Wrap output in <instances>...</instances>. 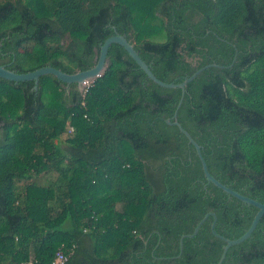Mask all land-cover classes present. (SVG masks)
Here are the masks:
<instances>
[{"label":"trees","instance_id":"1","mask_svg":"<svg viewBox=\"0 0 264 264\" xmlns=\"http://www.w3.org/2000/svg\"><path fill=\"white\" fill-rule=\"evenodd\" d=\"M120 34L154 74L186 88L178 120L210 173L264 203V0H6L0 65L17 73L93 67ZM237 56L232 67H229ZM181 89L147 78L118 44L84 95L48 75L0 78V264H216L258 209L208 183L167 123ZM85 103V105H83ZM223 264H264V216Z\"/></svg>","mask_w":264,"mask_h":264},{"label":"water","instance_id":"2","mask_svg":"<svg viewBox=\"0 0 264 264\" xmlns=\"http://www.w3.org/2000/svg\"><path fill=\"white\" fill-rule=\"evenodd\" d=\"M113 44H118L122 46L129 56L137 63L139 68L147 75V78L153 81L155 84L159 85L160 87L163 88H168V89H181L182 90V97L180 99V102L174 112L173 116V121L168 119L167 123L170 125L177 126L180 130L181 133H183L186 138L188 139V144L193 145L196 149L197 155L201 161L202 164V169L204 172V177L206 178L208 183H212L222 191H224L227 195L230 197H234L243 203L253 206L258 209V212L256 213L250 227L248 230L238 239H228L219 233L216 232V221H217V216L214 212L207 213L202 220L198 223V225L195 227L194 232L191 234L184 235L180 239V254L176 258H180L183 249H184V240L186 238L193 239L195 236L198 235L202 225L209 219L210 216L214 217V222L211 225V230L212 233L215 237L223 240L225 242V245L223 246V251L220 256L219 261L216 264H223L228 251L233 247L240 245L247 239L251 237V235L254 233L256 230L260 220L264 216V203H261L253 198H250L248 196H245L241 194L240 192L235 191L234 189L228 187L227 185L223 184L220 182L217 178H215L209 171L207 162L203 156L202 153V146H200L197 141L192 137V135L182 126V124L178 120V111L183 103L185 94H186V88L187 86L194 81L202 72L209 68H225L224 66L218 65L216 63L207 65L199 70H197L192 76L190 77H185L184 80L181 83H167L162 80H160L152 71L151 67L143 60L141 57L140 53L135 49L134 44H132L126 36L116 34L110 38H108L102 45L100 52L98 54V57L96 58V63L93 67L90 69L84 70V71H77L76 73L73 74H68L64 72L61 69H58L56 67L52 66H46L40 69H37L35 71L29 72V73H17L15 71L7 69L5 66L0 65V78H3L8 81H12L15 83L19 82H31L34 81L35 83V90L38 89L40 78L43 76H48L51 75L55 77L57 80L65 83L67 85V88L72 85L76 84L78 85V89L82 92L84 90V86L87 83H94L98 78L102 77L105 73V71L108 68V54H109V49ZM237 60V56L234 58L233 63L229 66L232 67Z\"/></svg>","mask_w":264,"mask_h":264},{"label":"built area","instance_id":"3","mask_svg":"<svg viewBox=\"0 0 264 264\" xmlns=\"http://www.w3.org/2000/svg\"><path fill=\"white\" fill-rule=\"evenodd\" d=\"M93 83H87L85 86H84V90L82 91V93L85 95L88 91V88L92 85ZM83 105H85V103H83ZM69 259V256L66 255L62 250H59L57 252V255H56V260L54 262V264H65Z\"/></svg>","mask_w":264,"mask_h":264},{"label":"rangeland","instance_id":"4","mask_svg":"<svg viewBox=\"0 0 264 264\" xmlns=\"http://www.w3.org/2000/svg\"><path fill=\"white\" fill-rule=\"evenodd\" d=\"M4 1H6V0H0V3L4 2Z\"/></svg>","mask_w":264,"mask_h":264}]
</instances>
